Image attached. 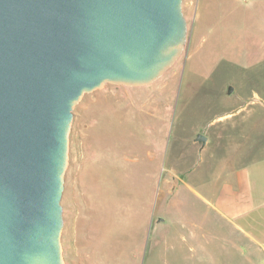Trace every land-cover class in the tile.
<instances>
[{
	"label": "rangeland",
	"instance_id": "obj_1",
	"mask_svg": "<svg viewBox=\"0 0 264 264\" xmlns=\"http://www.w3.org/2000/svg\"><path fill=\"white\" fill-rule=\"evenodd\" d=\"M181 11L184 46L158 78L72 109L65 264H264V206L234 215L264 200V0Z\"/></svg>",
	"mask_w": 264,
	"mask_h": 264
},
{
	"label": "water",
	"instance_id": "obj_2",
	"mask_svg": "<svg viewBox=\"0 0 264 264\" xmlns=\"http://www.w3.org/2000/svg\"><path fill=\"white\" fill-rule=\"evenodd\" d=\"M185 33L181 0H0V264H65L72 109L105 83L154 81Z\"/></svg>",
	"mask_w": 264,
	"mask_h": 264
},
{
	"label": "crops",
	"instance_id": "obj_3",
	"mask_svg": "<svg viewBox=\"0 0 264 264\" xmlns=\"http://www.w3.org/2000/svg\"><path fill=\"white\" fill-rule=\"evenodd\" d=\"M264 155V154H263ZM264 158V157H263ZM261 160V159H260ZM262 162H264V159L262 160ZM246 177H248L247 175H246ZM258 197H256V196H252V200L250 199V200H248L249 202H247V205H248V207H246V208H244L243 210H242V213H240L241 212V210L240 211H237L234 215H235V217H240V216H242L243 217V219H245V217H247L248 215H249V213L250 212H252V211H254V209H262L263 208V206H264V200H261V199H257ZM244 201H245V199H244ZM255 211H258V210H255ZM258 218H261V217H258ZM247 225L248 226H251L252 225V223L250 222V220H247Z\"/></svg>",
	"mask_w": 264,
	"mask_h": 264
}]
</instances>
